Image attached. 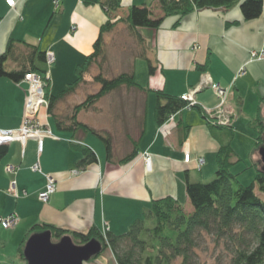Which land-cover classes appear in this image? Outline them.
I'll list each match as a JSON object with an SVG mask.
<instances>
[{
  "label": "crops",
  "instance_id": "0c3cea01",
  "mask_svg": "<svg viewBox=\"0 0 264 264\" xmlns=\"http://www.w3.org/2000/svg\"><path fill=\"white\" fill-rule=\"evenodd\" d=\"M5 1L0 0V55L10 39L51 51L54 63L49 69L50 90L53 95L62 92L75 81L77 67L91 54L99 30L108 20L99 0H14L12 8ZM120 3L122 8L112 14L113 19L126 16L132 6L150 7L153 0ZM139 31L148 46L145 59L153 69L146 75L145 85H139L146 91L125 87L112 91L78 112L76 122L82 128L69 129L66 126L72 123L68 116L89 96L81 90L91 81L88 80L60 101L53 114L45 107L39 109L37 120L53 135L43 140L41 152L35 139L7 144L8 152L0 160V217L14 215L17 223L10 230L0 227V241L3 246L12 242L16 253L11 256H16L20 264L25 262L18 249L31 235L42 233L39 228L43 226L75 232L96 227L122 235L142 218L153 200L167 196L190 211L186 182L202 183L214 177L215 158L221 146L229 144L241 162L237 133L249 136L251 131L255 135L250 123L259 118L258 105L264 97V61L251 60L250 53L264 48V0L261 16L250 22L243 20L236 6L227 11H196L182 19L166 17L157 30ZM240 70L243 74L238 76ZM204 72L235 105L232 130L210 126L203 112L194 108L183 109L168 119L166 126L172 129L162 136L155 119L153 92L181 97L197 86ZM26 90L23 81L0 79V130H18L22 126ZM82 92V99L76 102ZM116 93L126 96L134 106L129 123L123 118L122 103L112 102ZM150 97H154L152 101ZM195 97L202 110V105L213 108L217 104L210 90ZM248 102H255L250 110ZM55 116L63 121L62 127L56 125ZM120 124L122 127L116 129ZM99 136L111 139V160ZM83 148L94 152L97 162L78 169ZM185 148L193 158L204 159L201 172L193 163L183 162ZM134 152L133 158L123 161ZM143 153L152 158L150 172L141 158ZM251 154L250 151L248 156ZM9 167L12 172L7 171ZM48 178L55 181V191L43 204L38 198ZM35 227L38 229L33 233ZM82 264L116 263L106 249Z\"/></svg>",
  "mask_w": 264,
  "mask_h": 264
},
{
  "label": "trees",
  "instance_id": "16d2710c",
  "mask_svg": "<svg viewBox=\"0 0 264 264\" xmlns=\"http://www.w3.org/2000/svg\"><path fill=\"white\" fill-rule=\"evenodd\" d=\"M98 3L107 14L108 20L100 28L91 54L86 57L83 64L77 67L75 81L62 92L55 95L51 93L50 79H45L47 51H42L39 46H31L10 39L5 51L0 55V79L7 78L20 83L26 74L32 73L44 80V95L49 114H53L57 104L73 94L80 84L91 80L90 82L99 86L94 94L87 96L72 110L71 116L67 118L72 123L66 126L69 129L82 128L83 126L76 122L78 112L92 107L108 93L120 87L144 90L136 83L133 72L123 73L111 80L104 79L100 75L95 77L90 75V69L95 67L103 57V38L116 30L120 24H125L128 30L135 34L142 29L157 30L166 17L178 16L182 19L196 11H227L238 6L243 20L250 22L258 19L263 10V0H153L150 7L132 6L126 16L113 19L112 14L122 8L120 0H99ZM179 23L178 21L176 25ZM139 39L144 41L142 38ZM147 61L148 73L151 74L152 65L149 60ZM153 93L155 119L159 127L172 115L184 109L185 102L180 97L169 96L162 91ZM194 108L203 112L198 106L192 109ZM260 112L261 106H259V115ZM203 116L214 128L232 130L231 127H217L213 125L214 119L208 118L204 113ZM55 121L58 127L64 125L63 121L58 120L56 116ZM250 124H252L250 129L255 131L256 144L262 149L264 114ZM99 137L104 143L107 159L111 160V139ZM7 152V144L0 145V160ZM81 153L82 158L76 165L78 169H85L97 162L96 155L89 148H83ZM134 155L135 152L123 161H129ZM215 159L216 170L212 181L186 182L185 193L191 208L188 212L174 197L167 196L153 200L142 218L134 221L122 235H114L105 230L100 231L96 227H91L86 232L69 231L53 226H43L39 229L50 233L52 243H58L63 238H69L71 243L78 247L90 242L96 243L99 248L91 256L92 259L109 249L116 264H201L195 251L206 238L212 240L215 248L221 246L227 253L229 261L226 264H264V199H262L264 161L259 163L260 170L257 165H254L256 167L254 181L245 187L237 179L239 173L234 174L231 171V168L240 163V160L229 144L220 147ZM37 229L38 227H35L33 233ZM28 239L18 249L19 257L25 264L27 263L24 258V247ZM217 259L219 261L221 258Z\"/></svg>",
  "mask_w": 264,
  "mask_h": 264
},
{
  "label": "rangeland",
  "instance_id": "374dc122",
  "mask_svg": "<svg viewBox=\"0 0 264 264\" xmlns=\"http://www.w3.org/2000/svg\"><path fill=\"white\" fill-rule=\"evenodd\" d=\"M139 36H140V31L133 34L128 30V28L126 27L125 24L124 25L120 24L116 30L112 31L109 35H107L105 38H103V57H102L101 61H99L95 65V67L90 69V75L94 76V77L97 75H100L104 79L111 80V79L118 77L119 75H121L123 73L130 74L131 72H134L136 83H138L139 85H145L144 80H145L146 75L148 74V61H147V59H145V57L148 55V46H147L146 42L139 39V38H141V36L140 37ZM263 51H264V48L262 50H260L259 52L253 51V53L250 54L251 60L261 61L262 59H261V57H259V55L262 54ZM242 74H243V72H242V70H240L237 75L240 76ZM196 87H200L199 92L210 90L212 92V94L217 98V104L213 108H207L206 106L202 105L204 113L206 112L207 115H210V113H212V114H214V116L217 115L218 117H221L223 115V117H221L220 119L229 120V122L231 120L235 119L234 117L236 115V113H235L236 108H235V105L230 104V102L228 101V98H227L228 93L225 90H222L221 88L217 89V91H216L215 85L207 73L204 72L201 75V79H200V81ZM98 88H99L98 85H94V84L92 85L89 82V84H86L85 86H83V89H81V90L84 92H88L89 95H92L96 92V90H98ZM118 90H117V92H118ZM215 92H217V93H215ZM90 93H92V94H90ZM195 94H197V93L196 92L193 93L191 95V98H188V99L186 98V100L182 99V97L185 96L186 94L180 97V99L185 102L184 109L190 108V106H189L190 102L189 101H195L197 103L198 107L201 105L196 100ZM26 95H27V91H26ZM82 97H83V92L79 95L80 99L76 98V102L81 100ZM152 98H154V97H150L151 101H152ZM71 99L73 100L74 98H71ZM263 99H264V97L261 98V101L258 105V107L261 106V112H260L259 117L264 114L263 113L264 112ZM252 100L253 99H251L250 102ZM44 101L46 102V99ZM112 102H114L115 104L122 103V110L123 109L125 110L123 118L126 120L127 123H129L130 117H131L133 110H134V106H132V104L128 103L129 101L126 98V96L120 95L119 93H116L113 97ZM250 102H248L250 104V106L248 104V108L249 107L251 108L255 103V102H252V103H250ZM42 107L47 108V102ZM250 108H249V110H250ZM118 113L122 114V111H120ZM106 114H109V112L107 110H106ZM119 114H117L118 117H119ZM121 116L122 115H120V117ZM174 116L175 115H172L170 118L173 119ZM167 122L158 128V132L161 133V135L165 136V137L167 136L166 133H169L170 130L172 129V126H166ZM38 124L40 126L46 127L45 129L51 131L48 126L40 124L39 121H38ZM232 124L233 123L231 122L228 124V126L232 128L233 127ZM119 127H122V124L118 125L116 127V129L119 130ZM249 136H247V135L244 136V135L240 134L239 132L237 133L238 139L236 141V147L238 150V154L240 155V157H243L244 159L242 158L243 162L241 160L240 163H238L237 165H235L234 167L231 168V171L234 174L239 173L237 179H238L239 183L245 187L249 186L254 181L255 173H256V167L254 166V163L256 161V158H257L256 165H257V168L259 170L261 169V165L259 163H261V161H262V158L260 155V150H261L260 146H257V144H256L257 141L254 140L255 135L253 133H251V131H250ZM46 138H50V137H46ZM6 144H8V143H6ZM0 145H5V144H0ZM254 145H255V150L253 151ZM185 151L186 152H184L183 162H184V157H185L186 153L191 156V154L187 148H185ZM250 151L252 154L250 156H248ZM146 154H148V153H143V155L141 156L145 168H146V164H145L144 160L147 158ZM199 158L202 159V157H199ZM186 164H188V163H186ZM193 165L196 168V162H193ZM49 179H52V178H48V180ZM48 180H47V182H48ZM212 180H213V178L210 180H207L205 182H202V183H208ZM54 185H55V181H54ZM44 191H45V188L42 192H44ZM12 193H13V191H12ZM262 199H264V196H262ZM38 200H39V198H38ZM40 202L43 204H46L48 201L46 203H44L42 201H40ZM190 210H191V208H190ZM185 211L188 212V210H185ZM147 226H149V223H147ZM104 230L108 231L107 229H104ZM43 233H45V232L31 235V237L37 236V235H40ZM15 253H16L15 248H14L12 242L8 241L3 246L1 244V241H0V258L2 259L1 260L2 262H0V264H20V262L18 261L16 256H13V257L11 256ZM195 253L197 254V257L199 258V262L201 264H226L229 261V256L227 255L226 252H224L223 248L221 246H219L218 248H215L214 244L212 243V240L209 238H206L205 241L201 243V246L196 249ZM217 258H221V259L218 261ZM88 260H92V257L88 258L87 261Z\"/></svg>",
  "mask_w": 264,
  "mask_h": 264
},
{
  "label": "built area",
  "instance_id": "2783aa9c",
  "mask_svg": "<svg viewBox=\"0 0 264 264\" xmlns=\"http://www.w3.org/2000/svg\"><path fill=\"white\" fill-rule=\"evenodd\" d=\"M6 5L10 8L14 6V0H6ZM55 7L57 8V2H55ZM261 59L264 61V51L262 54L259 55ZM261 60V61H262ZM54 63V55L51 51L46 52V66L49 70V68ZM45 79H49V71H47L45 75ZM23 82L27 85V95L25 99L24 104V117H23V123L22 126L18 130H0V144H6L12 141H20L24 142L27 139H35L37 141L38 151H42L43 146V139L46 137H52L51 131L45 129L46 127L40 126L38 124L37 120V114L43 105L46 104L45 95H44V80L36 76L32 73L26 74ZM207 82V81H206ZM215 90L219 89V87L215 86ZM200 90V87H197L195 91ZM217 93V92H215ZM221 93V92H220ZM190 94H186L182 97L183 100H186V98H191ZM190 107H194L197 105L195 101H189ZM223 117V115L221 116ZM221 117H218L217 115L214 116V114L210 113L209 117L210 119H214L213 125L217 127L227 128L228 124L231 123L229 120H223L220 119ZM170 119V118H169ZM220 119V120H219ZM222 120V121H221ZM228 123V124H227ZM227 124V125H226ZM229 127V126H228ZM187 154V153H186ZM184 157L185 163L196 162V168L197 170H200V167L203 165L204 160L201 158H192L190 155H186ZM145 164L147 171H151L152 169V158L150 154H146ZM35 170H37V167H35ZM7 171L11 172L13 169L11 167L7 168ZM12 190V188H11ZM55 191V185L53 179H49L47 182V185L45 187V191L39 194V200L46 203L50 197V195ZM17 223L16 216L11 215L8 217H0V226L4 230H10L14 228V226Z\"/></svg>",
  "mask_w": 264,
  "mask_h": 264
},
{
  "label": "water",
  "instance_id": "95a60500",
  "mask_svg": "<svg viewBox=\"0 0 264 264\" xmlns=\"http://www.w3.org/2000/svg\"><path fill=\"white\" fill-rule=\"evenodd\" d=\"M264 161V142L260 150ZM99 246L90 242L84 246H75L69 238L58 243L51 242L49 232L32 236L24 247V258L27 264H82L98 251Z\"/></svg>",
  "mask_w": 264,
  "mask_h": 264
},
{
  "label": "bare ground",
  "instance_id": "6f19581e",
  "mask_svg": "<svg viewBox=\"0 0 264 264\" xmlns=\"http://www.w3.org/2000/svg\"><path fill=\"white\" fill-rule=\"evenodd\" d=\"M253 52H251L250 54H252ZM215 85V84H214ZM215 86H217V87H219L218 85H215ZM197 87H195V88H192V89H190L189 91H188V94H190V93H199V91L200 90H198V91H195V89H196ZM220 88V87H219ZM196 95V94H195ZM231 122H232V120H231ZM262 158V157H261ZM190 163H192V162H190Z\"/></svg>",
  "mask_w": 264,
  "mask_h": 264
}]
</instances>
